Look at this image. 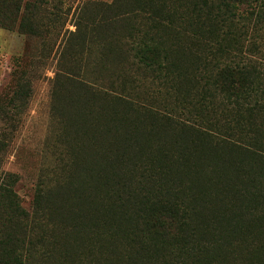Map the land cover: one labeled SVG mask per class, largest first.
Listing matches in <instances>:
<instances>
[{
    "label": "trees",
    "instance_id": "16d2710c",
    "mask_svg": "<svg viewBox=\"0 0 264 264\" xmlns=\"http://www.w3.org/2000/svg\"><path fill=\"white\" fill-rule=\"evenodd\" d=\"M68 1L0 0L58 40L30 209L0 132V264H264V0Z\"/></svg>",
    "mask_w": 264,
    "mask_h": 264
},
{
    "label": "rangeland",
    "instance_id": "374dc122",
    "mask_svg": "<svg viewBox=\"0 0 264 264\" xmlns=\"http://www.w3.org/2000/svg\"><path fill=\"white\" fill-rule=\"evenodd\" d=\"M81 1L70 0L65 7H76ZM66 28L73 30L70 23ZM44 39L0 29V111L7 109L8 100L22 79L29 82L28 102L18 103V111L15 109L10 112L14 117L11 125L2 127L0 116V132L1 129L5 130V133H9L7 138H10L3 170L20 178L16 192L26 209L31 207L41 170L52 162L45 139L49 125L50 86L56 66L58 40L54 31Z\"/></svg>",
    "mask_w": 264,
    "mask_h": 264
}]
</instances>
